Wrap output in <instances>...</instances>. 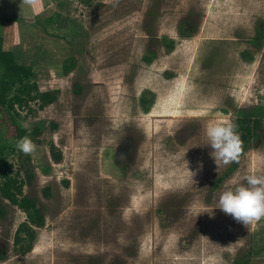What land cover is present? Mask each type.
<instances>
[{"label":"rangeland","instance_id":"1","mask_svg":"<svg viewBox=\"0 0 264 264\" xmlns=\"http://www.w3.org/2000/svg\"><path fill=\"white\" fill-rule=\"evenodd\" d=\"M4 5L25 15L10 21L17 26L5 46L58 99L34 113L19 109L16 123L39 130L30 155L0 114V143L14 146L4 158L21 178L32 174L18 198H33L44 215L33 248L19 253L14 236L29 213L0 192V264H232L245 256L264 264V219L247 227L213 208L245 175L264 174V36L253 43L264 0ZM51 16L57 23L46 24ZM22 24L33 26L23 33ZM240 113L261 118L260 137L217 186L233 162L218 169L204 129Z\"/></svg>","mask_w":264,"mask_h":264},{"label":"trees","instance_id":"2","mask_svg":"<svg viewBox=\"0 0 264 264\" xmlns=\"http://www.w3.org/2000/svg\"><path fill=\"white\" fill-rule=\"evenodd\" d=\"M83 1L90 2V0ZM18 19L19 18L15 16L0 15V24L18 21ZM54 23H57L55 21V16L46 19V24ZM258 32L259 34L253 40L254 44H258L264 36V27H259ZM172 46L173 44H170V47ZM150 59L151 57L149 56L145 57L147 61ZM75 63V58L66 60L63 64V72L69 74L75 66ZM57 99L58 90H40L33 66L18 62L14 52L5 49L4 38L0 35V114H5L10 117L11 124L15 126V137L20 139L27 135L31 139H34L35 135L39 134L38 129L28 131L16 123V117L20 116L19 109H26L27 113H34L54 103ZM141 102L146 105L147 99L145 96L141 97ZM235 124L237 125V131L243 141V154L250 148L251 142L260 137L258 130L261 125V118L249 113H240L236 118ZM57 125L56 122H52L53 127H57ZM6 150L13 151L14 146L5 142L0 143V192L5 198L11 200L13 203H18L29 213V220L18 225L14 236L15 250L21 254H26L33 248L34 241L37 237L35 224H42L44 215L33 198L26 196L21 199L18 198L19 195L23 194L24 185L32 182V174L27 171L26 178H21L20 173L14 171V165L4 158ZM50 151L55 162H60L62 160V153L54 143L50 144ZM239 159L231 164L226 173L217 178V186L236 169ZM0 213H4L3 208H0ZM3 256L4 255H0V258ZM249 263V257L245 256L236 258L232 264Z\"/></svg>","mask_w":264,"mask_h":264},{"label":"clouds","instance_id":"3","mask_svg":"<svg viewBox=\"0 0 264 264\" xmlns=\"http://www.w3.org/2000/svg\"><path fill=\"white\" fill-rule=\"evenodd\" d=\"M104 2L109 3L110 0H104ZM23 3L35 6L37 0H23ZM204 135L207 138L206 144L212 149L210 156L214 159L218 169L221 164L228 165L240 158L243 141L234 122L208 124L204 129ZM16 147L25 155H30L37 150V145L27 135L17 142ZM200 168H203L202 162ZM190 173L193 180L195 173L191 170ZM242 180L246 183L237 181L233 186L222 191L213 208H219L237 222L248 227L264 219V174H248ZM213 208L194 212V215L196 217L202 212L212 215Z\"/></svg>","mask_w":264,"mask_h":264},{"label":"crops","instance_id":"4","mask_svg":"<svg viewBox=\"0 0 264 264\" xmlns=\"http://www.w3.org/2000/svg\"><path fill=\"white\" fill-rule=\"evenodd\" d=\"M20 12V8L19 9H13L10 7H6L4 5V9L0 10V15H10V16H15V17H25L24 13H19ZM19 25V24H18ZM17 23L16 22H6L5 24H2L0 26V32L3 34V37L5 38L4 40V47L5 49H9V50H14L12 48H7L5 45L9 42L6 37L8 35V33L6 31H8L9 33H14L15 29H16ZM22 26L24 27V31L23 33H26L29 29L32 28V24L31 25H24L22 24ZM18 27H21L20 25ZM12 36V35H11ZM14 36V35H13ZM10 40V38H9ZM6 43V44H5ZM31 65V64H28Z\"/></svg>","mask_w":264,"mask_h":264}]
</instances>
